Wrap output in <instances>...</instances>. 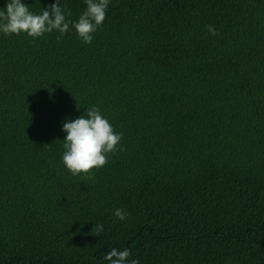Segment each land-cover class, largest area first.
I'll list each match as a JSON object with an SVG mask.
<instances>
[{"label":"trees","instance_id":"1","mask_svg":"<svg viewBox=\"0 0 264 264\" xmlns=\"http://www.w3.org/2000/svg\"><path fill=\"white\" fill-rule=\"evenodd\" d=\"M58 35L0 32V264H108L113 247L264 264V0H109L91 44ZM94 105L123 150L89 179L64 166L62 125Z\"/></svg>","mask_w":264,"mask_h":264},{"label":"clouds","instance_id":"2","mask_svg":"<svg viewBox=\"0 0 264 264\" xmlns=\"http://www.w3.org/2000/svg\"><path fill=\"white\" fill-rule=\"evenodd\" d=\"M86 9L78 20H69L71 12L65 13L60 6V0L43 8L37 14L30 10L22 0H6V5L0 9V32L4 35H20L26 33L33 39L42 37L46 33L57 31L56 37L60 40L66 33L74 28L79 38L86 44H91L93 33L102 26L106 18V10L109 0H84ZM207 31L215 36L214 26L208 25ZM67 133L64 138V152L62 162L72 175H84L91 178L90 173L94 168H101L108 163V155L122 151L120 142L122 133H116L108 119L97 106H92L78 118L65 121L62 125ZM129 213L117 208L114 216L118 220H125ZM104 231V225H95L92 233L100 235ZM130 250H119L113 247L104 255L108 264H139V261H129Z\"/></svg>","mask_w":264,"mask_h":264}]
</instances>
